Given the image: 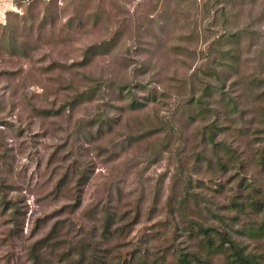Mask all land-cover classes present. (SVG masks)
I'll return each mask as SVG.
<instances>
[{
    "label": "rangeland",
    "instance_id": "rangeland-1",
    "mask_svg": "<svg viewBox=\"0 0 264 264\" xmlns=\"http://www.w3.org/2000/svg\"><path fill=\"white\" fill-rule=\"evenodd\" d=\"M156 21L167 25L155 26L159 40L146 32ZM118 28L115 48L88 52ZM225 31L242 40L241 72H225V89L249 106L228 119L215 104L225 127L216 140L249 154L264 137V85L251 83L264 75V0H0V264H29V245L57 221L71 242L98 244L108 257L187 246L171 207L190 188L211 211L189 201L188 217L238 227L228 205L245 174L234 162L208 166L202 131L214 116L188 108L203 81L215 82ZM133 98L145 106L132 108ZM111 208L130 224L108 239L101 222ZM237 237L249 248L264 242Z\"/></svg>",
    "mask_w": 264,
    "mask_h": 264
},
{
    "label": "trees",
    "instance_id": "trees-1",
    "mask_svg": "<svg viewBox=\"0 0 264 264\" xmlns=\"http://www.w3.org/2000/svg\"><path fill=\"white\" fill-rule=\"evenodd\" d=\"M221 6L216 12L222 8V13L224 12L223 14L226 16L225 7ZM165 13L166 11L162 10L161 15L164 16ZM156 25L161 29V32L167 26L156 21L155 25L149 26L146 32L154 40H159L161 33L155 30ZM122 34L123 32L119 28L116 29L107 41L95 44L88 49V52L111 51L121 40ZM190 34L199 35L197 25L191 28ZM183 35L184 33H181L180 36L183 37ZM215 44L219 52V63L215 67L214 73L211 74V76L214 75L215 82L203 81L201 93L192 96L188 108L195 110V116L202 114L214 116V120L205 125L202 131L203 139L210 146L209 151L207 153L204 151L202 155L208 166L215 169L218 166L225 170L229 163L234 162L239 173L244 172L245 174L234 186L235 193L230 198L228 205L236 212L233 219L238 222V227L223 219L226 227L220 229L209 225L207 221L188 217V209L193 208L189 207V201L194 203L195 210L198 212H202L206 207L208 212L211 211V208L206 204L204 205L206 207H201L200 201L204 202L203 197L193 193L190 188L184 198L171 207L172 212L182 218L184 223L182 229L186 228L185 233L192 240V243L187 246H182L173 240L164 247L156 248L150 253L151 256L146 254L148 252L145 248L144 251H136L130 255L116 251L108 257L109 252L105 254V250L98 244L91 245L90 243L88 245L85 241L71 242L67 236L62 234L65 225L60 228V221H57L45 235L29 245L27 250L29 264H264V242L257 247L249 248L248 244H243L237 237V235L249 237L264 235V182L256 181L255 176L251 173V170L256 168L264 174V137L249 154L244 150L239 151L238 146H232L226 139L216 140L218 134L222 133L225 127H221L216 120L222 110L215 104L220 103L224 115L228 119L236 114H242L249 105L241 107L237 97L231 96L225 89V82L229 80L225 72L232 71L233 74L241 72L242 52L240 47L242 40L240 33L225 31L216 39ZM241 79L242 77H240ZM251 83L256 87L264 85V75H255ZM142 86L147 89L145 85ZM152 92L149 94L154 95ZM145 98L150 100L156 96ZM211 99L214 101L212 102ZM145 104L146 101L133 98L130 106L139 108ZM197 106L200 108L199 110L196 109ZM233 120L231 119V121ZM260 123L264 126V115ZM247 128L244 126L241 127V130ZM258 130L256 129V131ZM199 156L201 157V155ZM80 203L81 199L78 197L73 206L77 208ZM103 212L105 214L101 226L105 238L111 239L114 234L124 232L130 224L125 214H119L113 208L104 209ZM251 214L260 216L261 219H250Z\"/></svg>",
    "mask_w": 264,
    "mask_h": 264
}]
</instances>
